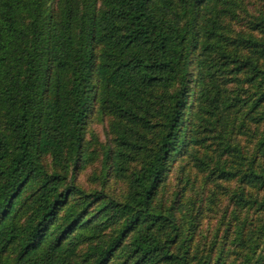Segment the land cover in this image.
Here are the masks:
<instances>
[{
    "label": "trees",
    "instance_id": "obj_1",
    "mask_svg": "<svg viewBox=\"0 0 264 264\" xmlns=\"http://www.w3.org/2000/svg\"><path fill=\"white\" fill-rule=\"evenodd\" d=\"M262 1L0 0V264H264Z\"/></svg>",
    "mask_w": 264,
    "mask_h": 264
},
{
    "label": "rangeland",
    "instance_id": "obj_2",
    "mask_svg": "<svg viewBox=\"0 0 264 264\" xmlns=\"http://www.w3.org/2000/svg\"><path fill=\"white\" fill-rule=\"evenodd\" d=\"M244 3L247 4L249 10L252 13L257 12V10L261 7V4L263 3L262 0H244ZM107 126V118H101L98 114H95L91 120V123L89 125V131L95 133V135L98 137L99 141H105L106 135H105V129ZM98 166V161L94 163V166H90L87 169H85L79 176V182L82 184H85L86 186H89L91 183L89 180V174L92 171H95Z\"/></svg>",
    "mask_w": 264,
    "mask_h": 264
}]
</instances>
